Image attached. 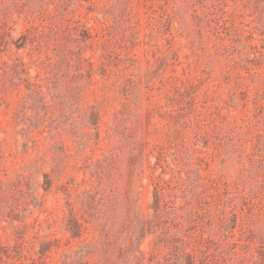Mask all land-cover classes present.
<instances>
[{
    "label": "rangeland",
    "instance_id": "1",
    "mask_svg": "<svg viewBox=\"0 0 264 264\" xmlns=\"http://www.w3.org/2000/svg\"><path fill=\"white\" fill-rule=\"evenodd\" d=\"M0 264H264V0H0Z\"/></svg>",
    "mask_w": 264,
    "mask_h": 264
}]
</instances>
